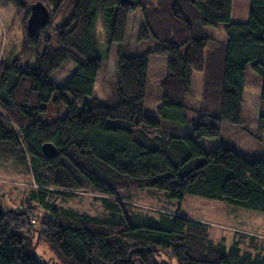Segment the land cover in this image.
Returning a JSON list of instances; mask_svg holds the SVG:
<instances>
[{
  "label": "trees",
  "instance_id": "16d2710c",
  "mask_svg": "<svg viewBox=\"0 0 264 264\" xmlns=\"http://www.w3.org/2000/svg\"><path fill=\"white\" fill-rule=\"evenodd\" d=\"M11 1L23 17V41L19 56L0 59V159L30 165L37 188L28 192V203L44 214L35 228L33 204L0 206V264H264L253 249L210 239L207 223L178 214L140 222L119 199L126 190L149 189L169 201L199 196L264 212V159L249 161L222 145L206 151L196 142L218 137L221 123H240L249 65L261 77L264 104V0H251L245 22L231 21L233 0H40L49 20L34 35L26 26L32 0ZM135 10L143 19L138 39H153L155 47L138 55L117 52V100L108 106L91 97L97 74L109 45L123 42ZM100 18L103 52L96 37ZM219 25L224 40L202 32ZM151 55L168 59L160 120L144 113ZM66 61L77 66L69 79L49 81ZM189 89L219 98L218 111L202 112L191 124L184 114ZM50 102L67 111L43 123ZM45 143L56 149L52 158L42 152ZM82 190L104 197L109 215L49 200L50 192L69 197ZM40 244L51 249L54 262L36 253Z\"/></svg>",
  "mask_w": 264,
  "mask_h": 264
},
{
  "label": "rangeland",
  "instance_id": "374dc122",
  "mask_svg": "<svg viewBox=\"0 0 264 264\" xmlns=\"http://www.w3.org/2000/svg\"><path fill=\"white\" fill-rule=\"evenodd\" d=\"M38 0H32L35 3ZM40 1V0H39ZM251 0H233L231 20L245 22L248 19ZM29 9V4L27 5ZM29 11V10H28ZM29 13V12H28ZM27 19L29 14H27ZM23 17L17 15L16 8L11 0H0V59L6 56H19L23 39ZM143 22L140 10L131 12L128 17L127 30L123 42L111 43L108 54L102 58L101 70L97 74L91 97L107 101L108 106L116 103V66L117 52L121 49L127 55H138L147 49H154L153 39L139 40V28ZM203 34L214 37L217 41L226 38L223 26L216 28L205 27ZM96 37L101 52L106 50V27L100 18L97 23ZM184 51L182 48L181 53ZM29 58L28 65L34 64V56ZM25 61V59H23ZM168 59L151 55L148 59L146 97L144 113L156 117L157 108L161 103L162 90L160 83L167 74ZM76 64L66 61L62 66L51 73L49 81L56 85L66 82L76 69ZM261 77L247 66L245 84L242 97V107L239 124H220V134L216 138H200L197 143L206 151L218 146H226L249 161L264 159V104L260 100ZM90 99V98H87ZM219 98L207 97L194 89H189L184 99V114L191 124L199 122L201 113L217 112ZM47 106V112L42 116L43 123H50L62 117L67 108L64 104L56 107L52 102ZM37 188L30 172V165L20 166L11 159H0V206L4 209L19 210L28 203L30 189ZM54 190L51 188V191ZM69 197H58L49 193V200L58 206L88 214L94 217L105 218L109 212L104 208L100 195L91 190L70 192ZM107 198V197H105ZM125 212L140 222L148 220L159 221L163 216L175 214L200 220L208 224L209 237L216 242H223L226 246L232 243L240 244L241 250L253 249L264 255V212L226 204L221 201L209 200L199 196H187L182 203L169 201L164 193L154 190H126L119 195ZM35 207V208H34ZM31 210L33 226H40V218L44 211L36 204ZM253 245V246H251ZM36 253L45 260L54 262L51 249L40 244Z\"/></svg>",
  "mask_w": 264,
  "mask_h": 264
},
{
  "label": "water",
  "instance_id": "95a60500",
  "mask_svg": "<svg viewBox=\"0 0 264 264\" xmlns=\"http://www.w3.org/2000/svg\"><path fill=\"white\" fill-rule=\"evenodd\" d=\"M125 4H132V0H121ZM49 20L48 9L37 1L29 6V17L27 19V31L34 35L37 30L47 24ZM42 152L46 158H52L56 154V149L51 143H45L42 146Z\"/></svg>",
  "mask_w": 264,
  "mask_h": 264
},
{
  "label": "crops",
  "instance_id": "0c3cea01",
  "mask_svg": "<svg viewBox=\"0 0 264 264\" xmlns=\"http://www.w3.org/2000/svg\"><path fill=\"white\" fill-rule=\"evenodd\" d=\"M232 21V20H231ZM208 36V35H207ZM213 38V37H212ZM224 40V39H223ZM243 91H244V89H243Z\"/></svg>",
  "mask_w": 264,
  "mask_h": 264
}]
</instances>
